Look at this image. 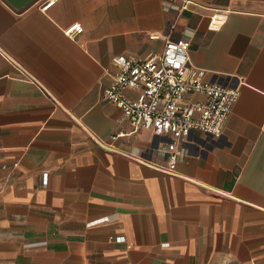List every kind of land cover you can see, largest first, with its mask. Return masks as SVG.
Segmentation results:
<instances>
[{"label": "crops", "instance_id": "1", "mask_svg": "<svg viewBox=\"0 0 264 264\" xmlns=\"http://www.w3.org/2000/svg\"><path fill=\"white\" fill-rule=\"evenodd\" d=\"M45 1L0 0V264H264V0H192L179 17L181 0ZM174 21L204 80L240 97L168 174L165 140L104 91L112 59L162 53L149 35Z\"/></svg>", "mask_w": 264, "mask_h": 264}, {"label": "built area", "instance_id": "2", "mask_svg": "<svg viewBox=\"0 0 264 264\" xmlns=\"http://www.w3.org/2000/svg\"><path fill=\"white\" fill-rule=\"evenodd\" d=\"M58 1L46 0L42 9L46 11ZM192 3V0H181L179 5L171 4L170 8L179 17ZM227 19L226 10L214 9L208 30L219 31ZM175 26L176 21L169 26L167 33L149 35L150 39L164 41L162 53L145 59L114 57L112 64L116 72L113 83L104 91V100L123 111L134 131L150 130L165 140L158 150L166 157V166L161 170L168 174L175 172L178 163L190 154L192 146L199 143L209 145L223 135L240 97L239 89L204 80L206 70L191 62V39H171L170 33ZM83 30L81 25L75 24L64 33L73 38ZM126 91L137 95L129 97ZM192 95H202L204 99L193 101ZM120 136L115 135L111 140L115 141ZM116 240L124 241L123 237Z\"/></svg>", "mask_w": 264, "mask_h": 264}, {"label": "water", "instance_id": "3", "mask_svg": "<svg viewBox=\"0 0 264 264\" xmlns=\"http://www.w3.org/2000/svg\"><path fill=\"white\" fill-rule=\"evenodd\" d=\"M9 5H11L16 10H24L29 7L36 0H5Z\"/></svg>", "mask_w": 264, "mask_h": 264}, {"label": "clouds", "instance_id": "4", "mask_svg": "<svg viewBox=\"0 0 264 264\" xmlns=\"http://www.w3.org/2000/svg\"><path fill=\"white\" fill-rule=\"evenodd\" d=\"M135 151H138V150H135Z\"/></svg>", "mask_w": 264, "mask_h": 264}]
</instances>
